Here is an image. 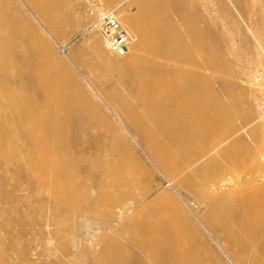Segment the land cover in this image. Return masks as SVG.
Wrapping results in <instances>:
<instances>
[{
    "label": "bare ground",
    "instance_id": "obj_1",
    "mask_svg": "<svg viewBox=\"0 0 264 264\" xmlns=\"http://www.w3.org/2000/svg\"><path fill=\"white\" fill-rule=\"evenodd\" d=\"M85 1L95 16L91 29L97 30L98 20L107 12L96 0ZM195 1L198 0H134L136 26L132 21L119 20L117 15L119 25L130 30L124 28L130 42L126 51L118 56L137 57V63L129 70V81L134 86L126 90L137 98V102L131 104L126 94L117 93L116 87L123 80L120 76L113 80L112 66L101 54L93 56L97 59L84 54L76 56L77 64L89 76L94 95L68 69L54 61L53 47L31 26L33 17L40 18L58 36V24L70 21L74 0H53L54 7L47 0H0V141H29L31 152L24 149L25 144L17 148V157L26 162L27 177L38 171L37 186L53 185L57 199L77 202L73 191L82 184L85 185L82 191L87 190L85 193L94 185H112L118 191L124 188L120 183L109 181V174L117 166L108 165L107 149L93 147L95 159L76 155L84 149L71 148L77 142L69 138L73 118L76 117V121L84 118L93 128L111 134L123 129L145 142L151 163L172 188L189 191L200 200V206L210 209L229 203L234 212L231 217L237 224H253L255 240L248 241L247 248L257 253V242L264 236V222L244 216L234 195L250 194L244 205L246 209L264 205V69L252 65L249 71L244 69L230 76L222 74L224 59L212 54L216 48L200 39V26L186 20L185 6L196 4ZM112 2L108 0V4ZM225 2L224 12L215 17L208 15L209 19L220 23L224 32L236 30L239 33L242 32L239 19L256 20L258 25L251 26L256 30L259 47L264 49V0ZM167 13L177 21L168 18ZM133 30L140 34L141 54L133 47L137 42ZM88 44L98 49L107 48L104 38L101 40L96 34L89 37ZM109 82L112 85L107 86ZM243 91L252 95L238 99L236 95ZM239 111L249 114L238 122ZM253 123L260 124V131L248 128ZM241 136L248 141L236 148ZM200 139L203 140L200 148L188 157L184 152L186 143ZM10 160L11 156L6 158L0 153V162ZM77 164L84 165L86 184L78 177ZM208 167V181L219 182L218 189L212 193L208 192V181L194 180L199 170L201 173ZM93 172H98L99 176L93 178ZM151 195L146 193L133 203L123 202L111 222L122 220ZM211 219L210 215L206 217L207 228L216 230L217 225L223 226ZM79 225L86 237L97 239V231L93 230L96 222L82 215ZM147 229L142 227L141 232ZM229 232L234 240L245 239L244 231ZM148 248L158 251L161 247L152 244ZM152 264L169 262L155 259Z\"/></svg>",
    "mask_w": 264,
    "mask_h": 264
},
{
    "label": "rangeland",
    "instance_id": "obj_2",
    "mask_svg": "<svg viewBox=\"0 0 264 264\" xmlns=\"http://www.w3.org/2000/svg\"><path fill=\"white\" fill-rule=\"evenodd\" d=\"M112 1V5L108 4V0H96V3L106 12L116 10L119 20L127 23L132 21L136 26L134 0ZM47 2L54 7L53 0ZM195 2L193 5L186 4V20L200 26V39L216 48L212 54L224 59L222 74L227 73L230 76V73L238 74L244 69L249 71L252 65H259V69H264V49L259 47L255 37L256 30L251 26L258 25L255 17V22H248L244 18L238 20L241 33L236 30L224 32L221 24L210 20L208 15L215 17L222 14L223 5L227 4L225 0ZM73 4L72 11L69 12V22L64 24L63 21L61 24V19H57L60 23L58 36L40 18L33 17L34 20L29 23L34 31L44 36L53 47L54 61L68 69L70 74L78 78L88 92L94 95L96 92L88 83L89 76L85 69L77 64L76 56L84 54L97 59L93 56L101 54L112 66L113 80L118 76L123 80V83L116 87L117 93L120 96L126 94L127 101L135 104L137 98L126 90L134 86L129 81V70L137 63V57L121 58L106 47L98 49L90 46L88 40L91 35L96 34L101 40L103 38L98 30L91 29L95 16L85 0H74ZM123 11L128 12L126 14L122 13ZM166 16L172 21H177V18L169 13ZM179 27L184 35V29L180 24ZM144 32L148 34L146 29ZM133 33V37L137 38L133 47L138 49L140 34L134 30ZM138 50L141 54V49ZM213 90L217 93V86L214 85ZM251 95L252 93L243 91L236 97L246 99ZM248 114L247 111L237 112V121ZM75 118L72 120L74 127L69 138L77 142L72 144L71 148H83V153L76 155L85 159H95L93 147L107 149L108 165L117 166L109 174V181L122 184L124 191H118L112 185L105 184L94 185L89 193H85L87 190L82 191L85 186L82 184L73 191L77 202L67 198L57 199L53 185L37 186L38 171L28 177V173L25 174L26 162L17 157V148L25 144L24 149L31 152L29 141H0L1 156H11L10 162H0V264H152L155 259H162L169 264H264V236L256 241L257 249L259 248L257 253L249 252L247 243L255 240L253 224H237L231 217L234 212L229 203L219 209L200 206V200L192 193L170 186L163 174L151 163L144 141L124 132L123 129H119L117 134H111L103 129L93 128L84 118H78L79 122ZM248 128H259L260 131L262 127L259 123H253ZM202 141H188L184 147L186 155L189 157L194 154ZM239 141L241 142L237 143L236 148H240L243 146L242 142L248 140L241 136ZM83 167L84 165L77 164L78 177L86 184L88 177L82 171ZM209 167L201 173L199 170L194 180L207 182L208 170L211 168ZM98 176V172L92 173L93 178ZM218 185L217 180L208 181V192L212 193L218 189ZM146 193L152 195L141 207L131 209L119 222H111L113 215L121 210L123 202L133 203V200ZM234 196L244 216L249 219L258 218L262 220L258 221L264 222V205L246 209L244 205L250 194L238 193ZM213 210L217 212L216 215ZM82 215L97 223L93 226V230L97 231V239L86 237L80 230ZM209 215L214 223L223 226L217 225L216 230L207 228L205 221ZM142 227H151L152 230L141 232ZM232 230L244 231L245 239L230 238L229 231ZM152 244L160 246V250L149 249L148 246Z\"/></svg>",
    "mask_w": 264,
    "mask_h": 264
},
{
    "label": "built area",
    "instance_id": "obj_3",
    "mask_svg": "<svg viewBox=\"0 0 264 264\" xmlns=\"http://www.w3.org/2000/svg\"><path fill=\"white\" fill-rule=\"evenodd\" d=\"M116 10H111L98 20L97 30L106 41L107 48L113 54L126 51L130 35L119 25Z\"/></svg>",
    "mask_w": 264,
    "mask_h": 264
}]
</instances>
